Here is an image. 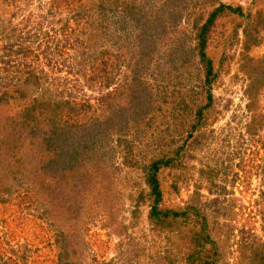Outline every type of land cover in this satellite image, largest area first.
<instances>
[{
    "label": "rangeland",
    "instance_id": "rangeland-1",
    "mask_svg": "<svg viewBox=\"0 0 264 264\" xmlns=\"http://www.w3.org/2000/svg\"><path fill=\"white\" fill-rule=\"evenodd\" d=\"M0 264H264V0H0Z\"/></svg>",
    "mask_w": 264,
    "mask_h": 264
}]
</instances>
